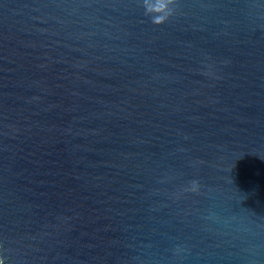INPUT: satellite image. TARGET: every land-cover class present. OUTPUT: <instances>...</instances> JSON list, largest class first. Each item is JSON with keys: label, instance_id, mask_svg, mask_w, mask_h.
<instances>
[{"label": "water", "instance_id": "1", "mask_svg": "<svg viewBox=\"0 0 264 264\" xmlns=\"http://www.w3.org/2000/svg\"><path fill=\"white\" fill-rule=\"evenodd\" d=\"M0 264H264V0H0Z\"/></svg>", "mask_w": 264, "mask_h": 264}]
</instances>
